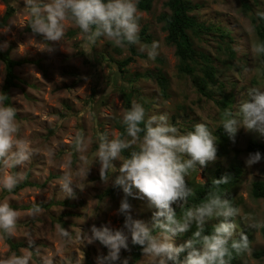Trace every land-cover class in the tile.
I'll use <instances>...</instances> for the list:
<instances>
[{
	"label": "rangeland",
	"instance_id": "374dc122",
	"mask_svg": "<svg viewBox=\"0 0 264 264\" xmlns=\"http://www.w3.org/2000/svg\"><path fill=\"white\" fill-rule=\"evenodd\" d=\"M165 1L153 0L149 11L138 10L140 31L146 28L148 40H139L134 45L139 55L134 56L120 73L116 63L130 55L127 45L117 47L100 38L89 51L80 30L66 20L62 42H49L54 49L52 52L41 50L48 45L31 32L24 0H0V50L23 61L14 70L17 85L10 90L11 101L20 125L19 135L34 152L31 159L18 168H0V174L11 172L23 176L22 182L32 183L15 192L0 190V201H7L18 213L16 227L10 236L17 244V253L0 233V264H6L14 255L30 256L29 264H96V258L106 255L108 249L98 241L91 244L84 241L83 237L91 234L93 225H105L128 234L123 227V216L116 213L123 194L111 186V180L101 179L103 171L95 159L99 137L105 133L110 137L119 133L118 125L126 110L119 84L133 94V101L142 104L146 117L166 114L181 133L191 130L196 123H205L214 133L221 123L223 114L219 105L196 90L191 76L178 71L174 46L166 42V32L157 21L159 14L168 12ZM190 1L193 4L191 14L198 21L220 25L230 32L233 58H229L222 44L219 49L217 36L191 37L196 49L213 58L217 81L224 85L225 94L234 95L230 110L235 112L247 90L264 88V56L257 57L252 51L258 38L250 20V14L264 11V0ZM244 1L250 11L244 10ZM154 41L159 45V55L150 60L140 47ZM158 70L169 81L165 97L160 94L156 81L145 76L146 71ZM3 79L4 65L0 62V89ZM208 90L215 98L222 97L217 84H209ZM81 111L84 116H80ZM77 137L83 139L80 148L75 143ZM250 138L264 143V136L240 128L235 143L229 144L225 155H217L216 161L201 170L190 169L185 176V182H190L188 187L193 190V186L205 182L216 167L226 168L230 164L241 167L243 173L234 191L239 215L233 221L237 225V236L248 229L252 239L249 251L238 254L234 264H264V259L251 256L253 249L264 246L259 231L264 224V198L253 199L249 195L252 181H264V161L252 167L245 166L244 159L249 154L245 146ZM119 163L114 161L117 167ZM65 174L76 177L72 197L65 196L59 187ZM108 175H111L110 170ZM109 189L113 192L106 194ZM129 202L133 218L151 227L155 209L149 208L145 200L129 198ZM184 203L178 200L172 204L178 217L177 210ZM36 204L43 205L41 212L29 215L31 208L28 206ZM218 222L219 219L214 218L206 225ZM61 232L68 235L62 236ZM190 238V233L185 232L175 238L174 244L182 245ZM29 240L33 241L31 247ZM125 251L121 249L120 257ZM186 254L187 250L179 253L176 264H182ZM135 264H150V258L142 254Z\"/></svg>",
	"mask_w": 264,
	"mask_h": 264
},
{
	"label": "clouds",
	"instance_id": "9594fccd",
	"mask_svg": "<svg viewBox=\"0 0 264 264\" xmlns=\"http://www.w3.org/2000/svg\"><path fill=\"white\" fill-rule=\"evenodd\" d=\"M138 0H24L29 12V28L35 36L48 45L41 50L52 52L49 42H62L66 26L70 20L81 32L89 46V51L97 40L103 38L117 47L139 43L140 16ZM257 17L264 19V11ZM150 60L159 55V45L152 42L140 47ZM252 51L257 57L264 56V42H258ZM0 96V168L14 169L24 165L34 155L31 145L19 135L20 125L15 108L4 103ZM90 111V109H89ZM84 111L80 116H84ZM121 123L124 133L99 137L95 159L103 171L101 179L111 180V186L122 192L116 213L123 216L121 230H112L105 225L91 227V234L84 241L99 242L108 249L106 255L98 256L96 264H128L121 259V249L127 250L130 242L141 247L143 256L150 258V264H176L179 253L187 250L182 264H230L232 254L249 251V240L244 233H237L233 218L239 215L226 196L219 194V186L227 184L230 175L224 174L213 180V189L197 205L189 207L178 217L172 204L186 202L192 189L185 182L190 169L206 167L217 160V148L213 132L205 123H196L192 129L181 133L169 122L166 114L146 117L142 104L132 101L122 113ZM229 140L235 143L240 128L255 131L264 136V88L252 87L238 104L236 111L224 112L220 125ZM76 146H83L82 137H77ZM128 151V155H123ZM120 161L117 167L114 161ZM264 161L260 151L250 152L244 159L246 167ZM199 166V167H197ZM111 175H108V172ZM88 169L85 171V176ZM116 173L115 175H112ZM23 176L8 172L0 174V190L11 192ZM76 177L65 174L59 187L68 197L74 195ZM129 198L147 202L152 214V225L134 219L131 215ZM41 212L34 206L29 215ZM219 222L212 226L209 234H204L206 224L212 219ZM222 218V219H220ZM18 220V213L7 201H0V233L12 236ZM195 226L190 239L182 245H175L177 236L183 235ZM67 236V232H61ZM33 241L29 240L31 247ZM31 257L14 255L6 264H29Z\"/></svg>",
	"mask_w": 264,
	"mask_h": 264
},
{
	"label": "trees",
	"instance_id": "16d2710c",
	"mask_svg": "<svg viewBox=\"0 0 264 264\" xmlns=\"http://www.w3.org/2000/svg\"><path fill=\"white\" fill-rule=\"evenodd\" d=\"M152 3L153 0H138L137 8L141 11H149L152 7ZM164 5L168 9V12L159 14L157 21L162 23V29L166 32V42L174 46V52L178 58V71L191 76L196 90L216 102L224 115L225 111L232 108L234 95L231 92L225 94L224 85L216 79L217 68L213 63V58L210 54L194 47L191 35L196 37H199L202 34L217 36L220 41L218 44L219 49L221 50L222 44V49L228 54L229 58H233L235 56V52L230 46V40L232 39L230 32L226 28H222L220 25L206 24L205 22L198 21L195 16L191 14L193 4L190 0H166ZM242 6L245 11L251 10L245 1L242 2ZM250 20L255 29L258 42H264V19L258 18L256 14H250ZM147 35L146 28H142L139 32V40H148ZM127 46L129 48L130 55L116 63L120 73L130 62L134 60V56L139 55L135 51L134 45ZM222 61L225 63L224 60ZM0 62L4 65V79L0 89V96L6 97L4 103L13 106L10 90L17 85V76L14 70L15 67L19 66L23 61L13 59L7 51L0 50ZM145 76L153 78L159 87L160 94L164 97L167 96L169 81L160 70L155 72L146 71ZM209 84H217L218 91L221 92L222 97L215 98L213 92L208 90ZM119 87L121 94L125 99L126 109H128L134 99L133 94L127 91L123 84H119ZM220 125L221 123L217 126L213 133L216 139V155L218 156L225 155L228 150V146L231 143L224 129ZM118 129V134L124 133V126L122 123L118 125ZM245 150L247 153L260 151L261 154L264 155V143L254 138H250L247 140ZM123 155H128V151H125ZM242 173L243 171L241 167L237 164H230L226 168L216 167L212 175L208 177L205 182L196 183L193 186L192 195H190L187 198V201L178 208V214L181 215L185 209L202 202L206 198L207 194L214 190L213 180L224 174L230 175V179L227 184L219 186V194L226 196L231 204L234 207H237V202L234 198V191L241 179ZM31 184L32 183L27 180H24L23 182H20L12 191L15 192L18 189ZM186 184L189 185L190 182ZM111 192H113L112 189H109L105 193L110 194ZM249 195L253 199L264 198V181L260 179L252 181L249 188ZM34 206H38L39 208L43 207L41 204L29 205L28 207L32 209ZM10 207L14 208L13 206ZM212 226L213 225H206L204 234H209L212 230ZM194 230L195 226L190 228L186 233H190L191 237L192 231ZM259 231L264 241V224L261 225ZM242 233L247 235L249 241L252 239V233L250 230L243 229ZM4 236L9 242L11 249L17 253V244L14 243L9 236ZM141 255V247L133 245L129 241V247L121 259H127L128 264H135L140 259ZM237 255L238 254L235 253L232 254L230 264L235 263ZM251 256L255 259H264V246L253 249L251 251ZM117 264H119V262H117Z\"/></svg>",
	"mask_w": 264,
	"mask_h": 264
}]
</instances>
